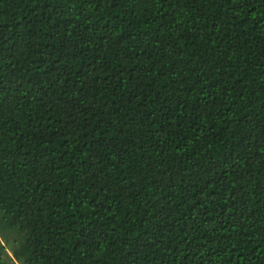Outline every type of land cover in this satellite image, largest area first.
I'll return each instance as SVG.
<instances>
[{"label":"trees","instance_id":"obj_1","mask_svg":"<svg viewBox=\"0 0 264 264\" xmlns=\"http://www.w3.org/2000/svg\"><path fill=\"white\" fill-rule=\"evenodd\" d=\"M0 264H264V0H0Z\"/></svg>","mask_w":264,"mask_h":264},{"label":"rangeland","instance_id":"obj_2","mask_svg":"<svg viewBox=\"0 0 264 264\" xmlns=\"http://www.w3.org/2000/svg\"><path fill=\"white\" fill-rule=\"evenodd\" d=\"M9 234L11 235V239L12 241L15 243L16 246H18L21 242H20V238H22L21 234L16 232H12L10 231ZM10 254L12 255V253L10 252Z\"/></svg>","mask_w":264,"mask_h":264}]
</instances>
